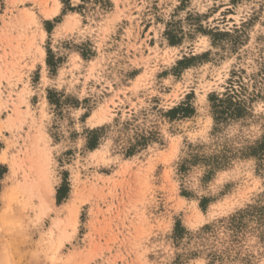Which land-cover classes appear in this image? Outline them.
I'll use <instances>...</instances> for the list:
<instances>
[{
    "label": "rangeland",
    "instance_id": "obj_1",
    "mask_svg": "<svg viewBox=\"0 0 264 264\" xmlns=\"http://www.w3.org/2000/svg\"><path fill=\"white\" fill-rule=\"evenodd\" d=\"M0 264H264V0H0Z\"/></svg>",
    "mask_w": 264,
    "mask_h": 264
},
{
    "label": "trees",
    "instance_id": "obj_2",
    "mask_svg": "<svg viewBox=\"0 0 264 264\" xmlns=\"http://www.w3.org/2000/svg\"><path fill=\"white\" fill-rule=\"evenodd\" d=\"M93 145H94V143L92 144V146ZM64 197H65L64 188H61L60 190H58L57 199H58V201H61Z\"/></svg>",
    "mask_w": 264,
    "mask_h": 264
},
{
    "label": "snow or ice",
    "instance_id": "obj_3",
    "mask_svg": "<svg viewBox=\"0 0 264 264\" xmlns=\"http://www.w3.org/2000/svg\"><path fill=\"white\" fill-rule=\"evenodd\" d=\"M67 2V0H66ZM76 3H80V0H75ZM55 74V68L53 67V75Z\"/></svg>",
    "mask_w": 264,
    "mask_h": 264
}]
</instances>
